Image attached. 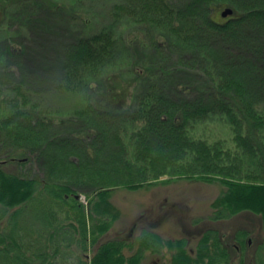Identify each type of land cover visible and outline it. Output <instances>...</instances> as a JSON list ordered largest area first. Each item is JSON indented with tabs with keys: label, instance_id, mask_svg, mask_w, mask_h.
<instances>
[{
	"label": "trees",
	"instance_id": "obj_1",
	"mask_svg": "<svg viewBox=\"0 0 264 264\" xmlns=\"http://www.w3.org/2000/svg\"><path fill=\"white\" fill-rule=\"evenodd\" d=\"M80 2L0 0L11 7L0 23V264H141L147 253L162 264H248L243 230L229 241L207 227L194 252L155 224L102 237L121 216L114 189L172 177L223 186L213 219L249 211L264 227V0H111L109 21L74 25L57 76L36 73L25 36L71 24ZM122 20L145 31L148 49L126 45ZM51 88L76 103L52 108ZM215 118L229 140L198 132ZM35 205L41 216L22 223ZM255 259L264 264L259 248Z\"/></svg>",
	"mask_w": 264,
	"mask_h": 264
},
{
	"label": "rangeland",
	"instance_id": "obj_2",
	"mask_svg": "<svg viewBox=\"0 0 264 264\" xmlns=\"http://www.w3.org/2000/svg\"><path fill=\"white\" fill-rule=\"evenodd\" d=\"M110 1L82 0L80 2L81 7H84H80L81 9L75 12V16L78 18L71 20V24L59 25L60 29L57 28V30H51L42 35L37 33L34 38L30 35L25 36V40L34 47L33 50L35 51L34 57L29 58L32 70L40 73V75L53 73L54 77L57 76L55 73L59 72V51L62 45L73 37L76 30L74 25L81 28V18L84 16L89 17L90 27L93 24L109 21L106 9ZM10 10V6L7 8L0 7V23H4L2 13ZM228 16H222V18ZM19 25L15 22L11 27L15 29V32H20L21 27ZM117 27L118 31L126 38V45H130L128 40L139 38L137 41L139 45L136 44V46L148 49L145 43L143 46L141 45L142 38L146 35L145 31L140 29L141 27L134 28L126 20L120 21ZM136 28L139 29L138 33H134L132 36L128 35L130 32H135L134 29ZM126 56V60L129 59L128 55ZM51 80L53 79L51 78ZM44 84L45 88H50V83L47 84L46 82ZM46 94H49V106L55 109H66L77 101V98L65 97L52 88L45 89L43 91L44 97ZM197 130L199 133H204L210 140L218 138L229 140L232 136L230 126L219 118L200 122L197 125ZM222 190L223 186L219 183L186 177H172L169 180L138 189H114L112 201L120 208L121 216L102 238L106 240L125 237L131 227L134 229V235H131V238H135L145 225L152 224L153 226L155 224L154 229L164 238H187L189 241L188 249L194 252L197 240L207 227H215L224 231L227 233L226 238L229 241L232 240V237H235V233L237 234L243 230L249 234L246 238L249 239L251 246L246 251L247 259H251L248 264H257L255 259L257 248L264 254L263 248H260L261 245H264V227L261 218L257 213L243 211L225 219H213L211 216L213 212L212 202ZM81 200L85 204L88 203V198L84 194H82ZM44 207L45 205L29 206L22 215V223L33 221L37 214L41 216L39 210ZM159 257L147 253L141 264H162L163 259ZM239 263V259L235 260V264Z\"/></svg>",
	"mask_w": 264,
	"mask_h": 264
},
{
	"label": "water",
	"instance_id": "obj_3",
	"mask_svg": "<svg viewBox=\"0 0 264 264\" xmlns=\"http://www.w3.org/2000/svg\"><path fill=\"white\" fill-rule=\"evenodd\" d=\"M233 13V8H231V7H226L223 11H222V15L223 16H228V15H230V14H232Z\"/></svg>",
	"mask_w": 264,
	"mask_h": 264
}]
</instances>
